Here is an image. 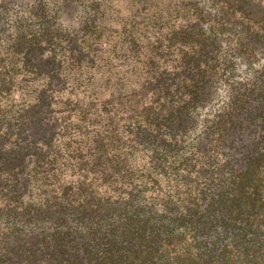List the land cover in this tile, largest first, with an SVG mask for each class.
I'll use <instances>...</instances> for the list:
<instances>
[{"label":"trees","instance_id":"obj_1","mask_svg":"<svg viewBox=\"0 0 264 264\" xmlns=\"http://www.w3.org/2000/svg\"><path fill=\"white\" fill-rule=\"evenodd\" d=\"M0 264H264V0H0Z\"/></svg>","mask_w":264,"mask_h":264},{"label":"rangeland","instance_id":"obj_2","mask_svg":"<svg viewBox=\"0 0 264 264\" xmlns=\"http://www.w3.org/2000/svg\"><path fill=\"white\" fill-rule=\"evenodd\" d=\"M79 7L67 4L61 13V20L72 28H77L82 23L83 16L78 11Z\"/></svg>","mask_w":264,"mask_h":264}]
</instances>
